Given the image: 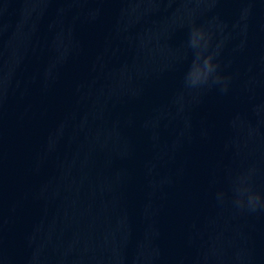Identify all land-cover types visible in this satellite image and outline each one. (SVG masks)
I'll use <instances>...</instances> for the list:
<instances>
[{"label": "water", "instance_id": "95a60500", "mask_svg": "<svg viewBox=\"0 0 264 264\" xmlns=\"http://www.w3.org/2000/svg\"><path fill=\"white\" fill-rule=\"evenodd\" d=\"M193 28L218 65L197 86ZM262 80L264 0H0V264L123 159Z\"/></svg>", "mask_w": 264, "mask_h": 264}, {"label": "clouds", "instance_id": "9594fccd", "mask_svg": "<svg viewBox=\"0 0 264 264\" xmlns=\"http://www.w3.org/2000/svg\"><path fill=\"white\" fill-rule=\"evenodd\" d=\"M209 40L210 37L202 28H193L189 33L188 47L194 50V56L186 74V82L192 86L207 83L218 67L214 63V54L205 55ZM249 201L255 205L259 202V197L250 196Z\"/></svg>", "mask_w": 264, "mask_h": 264}]
</instances>
